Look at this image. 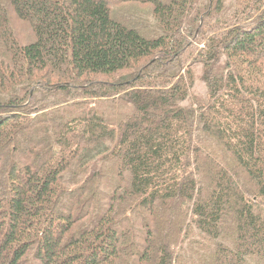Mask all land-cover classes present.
I'll use <instances>...</instances> for the list:
<instances>
[{
    "label": "trees",
    "instance_id": "trees-1",
    "mask_svg": "<svg viewBox=\"0 0 264 264\" xmlns=\"http://www.w3.org/2000/svg\"><path fill=\"white\" fill-rule=\"evenodd\" d=\"M0 264H264V0H0Z\"/></svg>",
    "mask_w": 264,
    "mask_h": 264
},
{
    "label": "rangeland",
    "instance_id": "rangeland-1",
    "mask_svg": "<svg viewBox=\"0 0 264 264\" xmlns=\"http://www.w3.org/2000/svg\"><path fill=\"white\" fill-rule=\"evenodd\" d=\"M121 12H122V11H121ZM121 12H120V13H121ZM135 12H136V14L138 15V11H135ZM121 15L126 16V15H128V14H124V12H122ZM119 16H120V15H119ZM196 91H197L198 93L203 94V93H204V88H203V86H202L201 84L197 83V89H196Z\"/></svg>",
    "mask_w": 264,
    "mask_h": 264
}]
</instances>
